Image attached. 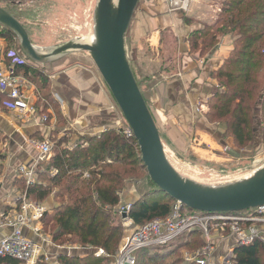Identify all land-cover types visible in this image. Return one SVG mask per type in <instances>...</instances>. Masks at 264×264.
Wrapping results in <instances>:
<instances>
[{
  "label": "trees",
  "instance_id": "1",
  "mask_svg": "<svg viewBox=\"0 0 264 264\" xmlns=\"http://www.w3.org/2000/svg\"><path fill=\"white\" fill-rule=\"evenodd\" d=\"M221 1L222 9L215 21L190 33L187 42L190 54L205 56L216 50L220 39L231 41L229 55L210 73L219 87L208 98V111L204 116L217 124L225 122L235 146L242 148L251 141L252 124L256 118L263 129L264 139V0ZM10 3L17 4L18 1L0 0V5ZM2 30V38L14 37L7 29L2 27ZM14 69L16 74L36 86L39 92L36 107L41 114L49 119L47 111L53 107L58 126H66L51 94L49 79L23 64H16ZM7 101L3 94L1 106ZM114 133L106 131L100 136L86 138L83 144L72 148L67 147L68 134L57 138L51 156L39 171V183L28 187L21 184L32 200L44 202L52 198L56 205L42 219V230L50 236L53 245L102 249L114 256L122 237V228L115 214L120 191L125 181L143 180L141 175L144 173L152 189L131 206L129 217L140 227L170 214L175 201L150 181L136 140ZM85 173L87 178L83 177ZM185 238L188 239L185 244H171L167 250H142L137 264H187L182 260L181 252L193 253L203 247L204 242L200 231ZM235 254L238 264H264V249L259 243L236 248ZM55 260L58 264L108 262L91 253L78 258L67 256L64 251L59 252ZM0 264L21 263L6 258L1 259ZM36 264L47 263L40 257Z\"/></svg>",
  "mask_w": 264,
  "mask_h": 264
},
{
  "label": "crops",
  "instance_id": "2",
  "mask_svg": "<svg viewBox=\"0 0 264 264\" xmlns=\"http://www.w3.org/2000/svg\"><path fill=\"white\" fill-rule=\"evenodd\" d=\"M215 1L192 0L188 12L180 14L171 11L166 0H139L125 36V45L133 55L132 62L144 89L143 98L157 116L161 115L157 125L166 135L168 145H177L179 152L191 151L195 156L207 157V161L220 164V159H224L222 148L210 136L197 131L198 137L193 141L188 137L191 132L205 126L204 112L199 110V105H205L218 85L210 73L218 68L232 49L231 41L222 38L216 50L206 58L189 53L187 40L190 33L215 21L212 22ZM0 45L2 48V42ZM1 58L6 68H14L19 60L30 68L43 66L50 81L51 94L66 123V127L58 129L61 132L59 137L69 131L68 137L73 138V142L74 138L85 139L106 131L116 132L117 117L110 110L111 95L88 54L71 53L45 65L28 61L20 51L7 54L2 51ZM16 75L26 81L24 92L32 99L35 115L19 117L7 110L1 106L3 94L0 93V239L11 232L4 223L3 214L15 208L18 197L26 192L21 188V184L27 187L25 180L16 171L20 166H32L36 160V152L29 141L42 140L48 134L53 136V130H56L36 107L39 99L36 86L24 76ZM213 137L217 141V133ZM75 145L68 142L67 147ZM48 158L37 165L35 184L39 183V171ZM29 200L44 206L46 213L50 207L56 206L53 200L49 203L48 198L44 202ZM24 234L42 244L45 254L53 262L61 251L89 254L82 249L57 248L52 243H42L28 229H24Z\"/></svg>",
  "mask_w": 264,
  "mask_h": 264
},
{
  "label": "built area",
  "instance_id": "3",
  "mask_svg": "<svg viewBox=\"0 0 264 264\" xmlns=\"http://www.w3.org/2000/svg\"><path fill=\"white\" fill-rule=\"evenodd\" d=\"M166 1L171 11L187 13L192 0ZM1 56L0 45V93L8 99L7 102H3V107L17 113L19 117L34 116L32 99L24 92L26 81L15 74L13 67H4ZM17 63L25 64L23 60ZM44 119L46 121V118ZM124 134L126 137H133L130 129ZM29 144L36 152V160L32 166H20L16 171L25 180L27 187L35 184L37 165L51 155L54 147L48 138L31 139ZM83 177L87 178L88 174L85 173ZM251 211L249 215L240 212L215 215L199 212L187 214L184 207L175 202L166 218L155 219L139 227L129 217L128 207L118 205L115 213L119 217L123 234L116 254L110 256L102 249H88L96 258L108 259L106 264H137L138 254L142 250L167 249L169 245L178 243L190 233L200 231L204 245L193 253L184 252L185 263L238 264L236 248L259 243L264 249V207ZM45 214L46 208L30 201L26 192L18 197L16 207L3 214L4 223L11 228V232L0 239V260L10 258L21 264H36L42 257L47 264H58L45 254L42 244L24 234V229H28L32 235L41 239L42 243H51L50 236L42 230V219ZM222 248L223 251H220Z\"/></svg>",
  "mask_w": 264,
  "mask_h": 264
},
{
  "label": "water",
  "instance_id": "4",
  "mask_svg": "<svg viewBox=\"0 0 264 264\" xmlns=\"http://www.w3.org/2000/svg\"><path fill=\"white\" fill-rule=\"evenodd\" d=\"M139 0H97L92 42H74L38 48L18 19L0 7V26L18 40L28 61L45 65L71 53L83 52L106 85L136 140L150 181L159 191L189 210L215 215L264 207V165L248 177L223 186H205L183 178L172 167L155 121L129 66L125 36Z\"/></svg>",
  "mask_w": 264,
  "mask_h": 264
},
{
  "label": "rangeland",
  "instance_id": "5",
  "mask_svg": "<svg viewBox=\"0 0 264 264\" xmlns=\"http://www.w3.org/2000/svg\"><path fill=\"white\" fill-rule=\"evenodd\" d=\"M17 4L10 3V5H0L3 9L7 10L11 14H13L17 19H19L20 23L26 29L29 38L32 44L38 48H48L60 44H64L67 42H74L81 39L89 38L93 35L94 29V21L93 14L96 6L97 0H17ZM222 9V1L216 0L214 2V15L212 18V22L216 19ZM185 14V13H184ZM1 33H4L2 27L0 26V42H2V51L4 54L18 51L21 52L18 40L13 38H2ZM220 39L219 41H221ZM172 47V44H170ZM126 56L131 68V71L134 75L136 83L142 93L143 86L141 80L137 76V72L133 65V55L131 54L130 49L125 45ZM17 51V52H16ZM168 52V49L167 51ZM213 52L201 56L202 58H206L210 56ZM199 55V53H194ZM193 54V55H194ZM132 56V57H131ZM200 57V55H199ZM34 69V68H32ZM41 77H47L43 66H40L39 69H36ZM219 85L214 87L213 91L217 90ZM109 92V91H108ZM39 93V92H38ZM110 94V93H109ZM213 95V94H212ZM111 97V96H110ZM208 100V99H207ZM206 100V102H207ZM111 107L113 115H115L116 119V135H125L129 127L125 120L123 119L120 111L118 110L114 100L111 97ZM205 105H199L203 113V119L205 121V126L194 131L192 134L188 135L190 141H193L195 137H198L195 133L197 131L203 132L210 136L214 142L221 146L222 152L221 155L224 159H220V164H214L212 162L207 161V157L195 156L192 152H179L177 145L175 147L168 145V139L165 134L157 125L158 119L161 118L159 114L152 109V106L146 102L147 107L156 123L157 129L159 131L160 139L162 141V145L166 154V158L172 167L185 179H189L198 184L205 186H223L229 183L236 182L238 180L244 179L251 175L254 171L259 169L264 165V139H263V129L258 122V119L252 124V134L251 141L247 145L242 148H238L235 146L234 140L228 133L227 126L225 122L221 121L217 124L215 121L211 119L205 118L204 114L208 111V107ZM47 114L49 115V119L46 118V121L49 122L50 126L56 130H53L52 134H48V139L54 146V142L57 138H59L60 131L58 130L62 126H58V116L55 113L53 107H49ZM45 118V116H44ZM66 127V126H63ZM69 131H67L68 134ZM217 133V141L213 137V134ZM101 134H98L100 136ZM126 136V135H125ZM87 137V136H85ZM93 137V136H91ZM69 137V143H75L76 145H80L85 139L81 137L80 139ZM84 139V140H82ZM195 144H198L196 142ZM72 148V147H71ZM201 149V148H200ZM202 150V149H201ZM144 173V172H143ZM142 176L143 180L135 181V180H127L124 182V188L120 191V206L128 207L129 212L131 210V206L136 204L143 195L150 192L152 187L148 178H145V173ZM48 202H52L51 198H48ZM54 205V204H53ZM52 210L53 208L50 207ZM49 210V211H51ZM184 211L189 213H195V211L184 208ZM128 212V215H129ZM252 211L247 210L240 212V214L249 215ZM116 214V213H115ZM118 221L120 223L119 217ZM123 234V231H122ZM188 241L187 238L181 239L177 245L180 246L185 244ZM72 249H81L77 246L67 245L64 248ZM85 253H89L90 249L86 248ZM167 250V249H165ZM76 252L77 254H72V250H68V253L65 252L67 256H76V257H84L82 255L83 252ZM153 252V251H152ZM184 252H181V258L183 260ZM84 253V254H85ZM171 258L170 260H173ZM108 261V259H106ZM169 260V261H170Z\"/></svg>",
  "mask_w": 264,
  "mask_h": 264
},
{
  "label": "bare ground",
  "instance_id": "6",
  "mask_svg": "<svg viewBox=\"0 0 264 264\" xmlns=\"http://www.w3.org/2000/svg\"><path fill=\"white\" fill-rule=\"evenodd\" d=\"M92 39H93V36H91L89 38L82 39V41L86 42V43H90V42H92Z\"/></svg>",
  "mask_w": 264,
  "mask_h": 264
}]
</instances>
